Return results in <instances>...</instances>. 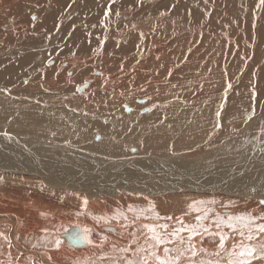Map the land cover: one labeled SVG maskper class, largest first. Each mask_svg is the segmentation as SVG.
<instances>
[{
    "label": "bare ground",
    "instance_id": "obj_1",
    "mask_svg": "<svg viewBox=\"0 0 264 264\" xmlns=\"http://www.w3.org/2000/svg\"><path fill=\"white\" fill-rule=\"evenodd\" d=\"M109 4L0 0V264H139L151 224L209 227L179 264L259 251L216 221L264 214V5Z\"/></svg>",
    "mask_w": 264,
    "mask_h": 264
},
{
    "label": "snow or ice",
    "instance_id": "obj_2",
    "mask_svg": "<svg viewBox=\"0 0 264 264\" xmlns=\"http://www.w3.org/2000/svg\"><path fill=\"white\" fill-rule=\"evenodd\" d=\"M113 2L114 0H110L109 9L105 12V17H107L110 14L111 3ZM259 2L261 5H264V0H259ZM161 14L163 15V13ZM117 15H119V13H117ZM228 87L230 88L231 85L229 84ZM217 115H219V113H217ZM217 126L219 127V125ZM5 135H7V133ZM84 203L87 204V198L84 199ZM193 203L195 204L196 202H193ZM259 203L261 205H264V200L260 201ZM152 207L154 210V206ZM156 215H157V218H159V214L157 213ZM164 219L170 220L171 217H167ZM202 219H205V217L197 216L198 221ZM235 221H241L243 223V226L249 229L248 240L253 239V236H252L253 228L256 230L257 234L264 233V214H261L258 216H248L247 214H240L237 217L229 216L228 221H225L222 218H218L216 223H217V227H220L221 225H224L226 223L229 228H235L236 227ZM144 227L152 232V240L155 243L151 245L149 249L141 248L138 250L139 252L144 253L140 257L139 264H149L150 261H153L154 264H179L181 257L184 254V250L180 248L174 249V248H169L165 246L163 249L164 255L161 256L158 254L156 249L160 245H167L170 242L169 236H171L172 238H176L179 236L181 232H184V231H188L190 233L188 237L189 242H190L192 236L198 235L200 233V230L204 226L202 224L190 225L187 227H184L182 225L180 228L173 230L170 234L166 232H158L156 230L157 226L155 225H144ZM159 228L166 230L168 228V224H161L159 225ZM204 230L207 231V229H204ZM241 235L243 236L244 233L241 232ZM218 236H219V248L224 249L227 236L223 232L218 233ZM58 243L59 242H57V244ZM173 252L175 253V255H170V253H173ZM193 255H195L194 250H193ZM231 255L234 258L230 261V264H251V261L254 259L264 258V247H261L259 251H257L255 247H252L249 245V246L243 247L242 250L238 253L233 251ZM128 264H136V262L129 260ZM208 264H211V262H208Z\"/></svg>",
    "mask_w": 264,
    "mask_h": 264
},
{
    "label": "rangeland",
    "instance_id": "obj_3",
    "mask_svg": "<svg viewBox=\"0 0 264 264\" xmlns=\"http://www.w3.org/2000/svg\"><path fill=\"white\" fill-rule=\"evenodd\" d=\"M231 38H233V37L230 36L228 40L231 41ZM234 39H235V38H234ZM232 42H233V41H231L230 43H232ZM5 57H7V56H5ZM5 57H4V56H1V58H2L3 60L5 59ZM8 57H9V56H8ZM2 92H3V91H2ZM12 94H13V93H12ZM23 105H25V104H22L21 107H23V108L26 109V107L23 106ZM126 105H127V104H126ZM47 108H48V107H47ZM127 108H128V106H126V112H129V110L127 111ZM147 111H148V110H147ZM15 116H16V117H20L21 115L19 116V114H17V113H15L14 115H13V114H10V115H9V117H11L10 119H12V118H15V119H16ZM17 119H18L17 121H20V120H19L20 118H17ZM220 125H222L221 122H220ZM224 127H225V126H224ZM18 128H19V127H18ZM204 128L208 129V127H204V126H203V128L200 129L201 132H202V129L204 130ZM19 129H20V128H19ZM19 129H18V131L22 130V129H20V130H19ZM206 129H205V130H206ZM200 130H199V131H200ZM208 130H209V129H208ZM22 133H23V130H22ZM11 134H12V133H11ZM12 135H13V134H12ZM221 135H224V132H222ZM225 135H226V134H225ZM31 138H32V137H31ZM135 146H137L136 143H135ZM232 197H233V196H231V198H232ZM236 197H237V196H234L233 198L236 199ZM239 199H240V198H239ZM224 213H229V212H224ZM150 221H151V223H152L153 220H150ZM151 225H152V224H151ZM175 225H178V223H175L174 226H175ZM188 226H190V225H188ZM203 226H204V225H203ZM185 227H187V224L185 225ZM207 227H208V226H205L204 228L207 229ZM108 228H109V227H108ZM208 228H209V227H208ZM104 230L111 231V230H109V229H104ZM79 231H80V230H79ZM112 232H114V231H112ZM186 232H187V235H188V237H189L190 233H189L188 231H186ZM178 237H179V236H178ZM178 237H176V238H178ZM180 238H181V237H180ZM186 243H187V242H186ZM186 243H184V244H186ZM184 244H183V245H184ZM196 257L199 258L200 256H197V255H196ZM220 259H221V260H220ZM222 259H224V257L214 259L213 262H217V261L219 260L218 262H219L220 264H228L226 261H222ZM222 262H223V263H222ZM219 263H218V264H219Z\"/></svg>",
    "mask_w": 264,
    "mask_h": 264
}]
</instances>
